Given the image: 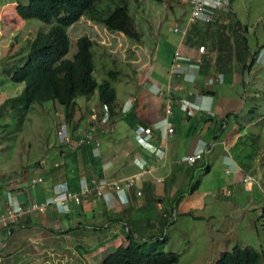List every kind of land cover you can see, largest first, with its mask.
Wrapping results in <instances>:
<instances>
[{
  "label": "rangeland",
  "instance_id": "rangeland-1",
  "mask_svg": "<svg viewBox=\"0 0 264 264\" xmlns=\"http://www.w3.org/2000/svg\"><path fill=\"white\" fill-rule=\"evenodd\" d=\"M18 2L26 4L28 0H0V109L5 98L18 95L24 86L12 82L3 70L21 66L25 61L19 59L21 53L18 51L24 48L26 39L38 32H46L50 27L37 19L20 18L15 11ZM108 5V1L102 0L97 8L105 14L110 10ZM189 6L185 0H130V14L138 32L136 38L110 31L87 16L67 28L69 51L65 58L71 59L77 51V39L87 36L93 41V78L101 82L109 79L110 69L118 72L113 82L117 94L115 114L111 115V123L116 129L114 133L102 132L105 136L102 138L99 132L100 139L112 138L117 134L118 126L126 124L124 115H120L122 105L128 100L136 103L138 93L137 101H150L155 106L161 102L164 110V100L159 95L153 96L155 99L148 98L145 90L150 88V83L156 82L166 91L171 58L175 50L181 48L179 42L190 44L197 51L200 43L210 44L214 39L215 34L210 37L206 27L201 26L208 24L200 21L190 26L192 30L188 34H182L181 28L189 24ZM232 10L234 13L227 15L231 17L235 32L232 35L227 29L225 31L231 45L213 44L219 59H223L226 51L231 52L226 63L228 69L217 71L209 79L205 76L204 84L199 82L198 90L204 97L211 100L212 96L207 95L209 92H213L215 99L218 97L217 114L210 119L201 117L199 123L194 122V128L191 126L192 130H189L190 125L177 122L174 140L170 142L171 152L175 155L169 157L174 159L186 154L193 136L204 139L208 151L202 160L204 166L209 164V171H204L201 165L194 168V173L189 175L192 183L189 181L186 188L176 181L177 191L172 195L171 189L164 188L165 182H157V178L163 176L160 166L168 159L157 161L156 169L149 172V180L155 189L153 193H149V187L142 188V184L137 188L144 194L137 200L145 199L147 194L154 197L160 193L169 217L163 223V229L135 234V240L142 249L179 254L178 262L174 264H213L221 252L235 246L259 254L264 252V0H232ZM195 24L200 25L196 33L193 32ZM236 36L242 42L241 57L235 56L239 53ZM204 51L207 55V49ZM207 59L204 57L202 63ZM196 89L192 91L196 92ZM192 94L193 97L196 93ZM191 96H188L189 100ZM76 101L72 125L66 122L62 106L52 101L31 105L20 130L16 129L15 118L9 111L0 114V179L8 190L23 184L28 187L31 178L41 176L45 179L50 173L54 174L51 178L58 180L55 183H64L66 173L75 174L81 180L101 172L99 166L83 165L80 150L71 147L89 125L90 115L101 110L102 104L98 102L96 92L88 98L78 97ZM179 109L180 117L183 112L191 115L180 106ZM192 113L193 117L198 113L201 115L198 109ZM126 128L128 137L130 130ZM119 132L122 134L121 129ZM232 159L242 169L254 173H244L248 181L243 182L240 178L237 184L230 182L231 177L225 173V160ZM227 170L230 174V167ZM105 176L115 178L108 173ZM193 182L198 185L191 190ZM63 183L57 184L56 193ZM34 191L29 190V193L35 197ZM51 193L49 191L47 195ZM2 196H6L5 190ZM80 198L81 204L73 202L68 214L55 208L44 213H27L24 216L27 222L20 220L10 235L0 237V264H102L108 253L127 242V217L121 215L124 204L109 207L93 192L81 194ZM149 203L146 213L155 210L156 201L153 199ZM1 231L7 234L6 230ZM161 237H166L165 243H157Z\"/></svg>",
  "mask_w": 264,
  "mask_h": 264
},
{
  "label": "trees",
  "instance_id": "trees-1",
  "mask_svg": "<svg viewBox=\"0 0 264 264\" xmlns=\"http://www.w3.org/2000/svg\"><path fill=\"white\" fill-rule=\"evenodd\" d=\"M101 1L28 0L26 4L21 2L16 4L15 11L20 18L37 19L50 24L46 32H38L34 37L26 39V45L18 51V54L21 53L19 59L25 61L21 66L17 65L12 70H3L12 82L23 83L24 85L18 95L5 98L1 104L2 109H0V114L6 111L11 113L15 118L17 130L22 128L31 105L36 103L42 105L48 101L60 104L66 122L72 125L77 106L76 99L78 97L88 98L95 92L98 102L105 105L111 115L115 114L117 94L113 82L116 80L118 72L110 69L108 71L109 79H104L101 82H97L93 78L95 69L93 41L87 36L79 37L77 39V51L71 59L65 58L69 51L67 28L82 16L101 22L110 31H118L128 36L138 37L134 17L130 14V0H106L109 4L108 10H110L105 14L100 13L97 8ZM154 1L160 2L162 0ZM218 17L205 24H213ZM187 32L188 28L184 35ZM223 68H226L225 65L220 66V69ZM201 71L206 72L200 66L199 75ZM176 80L178 79L174 78L172 81ZM196 85L197 81L195 87ZM172 106L176 108L177 105L173 103ZM82 150L84 163L98 166L99 161L93 157L89 147L83 146ZM75 176V174L66 173L68 190L71 192L80 191V179ZM197 183L192 184L191 189H194ZM28 202L25 201L22 204L25 205ZM24 216L26 214L22 218ZM125 226L127 242L120 244L108 253L103 258L102 264H174L178 262L179 254L175 252L142 249V246L135 240L134 228L128 223ZM13 228L10 229V234L13 232ZM165 241L166 237H161L157 243L162 244ZM213 264H264V252L259 254L235 246L232 250L221 252Z\"/></svg>",
  "mask_w": 264,
  "mask_h": 264
},
{
  "label": "crops",
  "instance_id": "crops-1",
  "mask_svg": "<svg viewBox=\"0 0 264 264\" xmlns=\"http://www.w3.org/2000/svg\"><path fill=\"white\" fill-rule=\"evenodd\" d=\"M185 2L188 4V0H185ZM231 8H232V2H231ZM232 12H233V10H232ZM227 14L228 13H225V12L221 13L219 15L217 21L211 25H209V24L208 25H201V26L206 27L205 30L208 32L210 37H211V34H215L214 39L211 40L210 44L209 43L204 44L205 49H207V55H205L206 51L200 53V51H198V49H197V51L194 50V46H190V44H187V43L183 44L182 42H179V45L181 46V48H179V49L182 50L180 52L183 55L190 56L193 59L198 58L200 61V64H201V69H202V65H203V69H204V71H206L204 73H202V71H201L200 72L201 74L200 75L198 74V77H197L198 81H197L196 87L192 88L191 86H188L189 90H194V88H197L195 90L196 92H193V93H198V94H195L193 97L191 96V94H188V96H191L190 100L195 101L196 105L203 106L206 109H209V111H205L206 109H203V111H200L201 115L199 113L195 114L198 117L197 116H194V117L191 116V115H193V113H191V115H188L187 113L183 112L184 113L183 117H180L181 112H180V109L178 107L179 106L178 97H182V96L187 97V95H186L187 92H185L186 93L185 95H184V92L177 93L176 96L174 97L175 99L173 102L177 106L175 108L174 106L171 105V109H173V111L171 110V113L167 117L168 124L173 127V133L171 134V136L164 137L163 136V129H164V120H165V116H166L165 115V104H164V110H162L161 102L159 103L158 106H155L153 104H150L149 103L150 101L149 102L145 101V103L140 101V100L137 101V97L139 96V93H138L136 96V103L135 102L133 103L134 105L129 111L123 112V105L124 104L122 105V109H121L122 114H120V115L121 116L124 115L122 117H123V121L126 124L123 126L122 125L118 126V130L116 132L117 134H114V136L112 138L99 140V145L96 147L97 154H95L96 151H94L95 145L92 143L91 144H85V145H82L79 148H77L80 150L79 157L81 158L83 165H86L84 163V159H83V150H82L83 146H88L90 151L92 152L93 157L97 158L99 161L98 166L101 168V172L100 171L97 172V174H95L94 176H88L86 178L87 180H90V178H93V177H96L97 179L106 178L108 180H121L125 177L133 175L138 171V162L136 161V159H139V161L144 160V161H147V163H149V164H153L154 165L153 170L149 171V172H152L156 169L155 163L157 161L165 162L168 159L165 162V164H163V166H160L163 168V176L158 177L157 182H165L166 187H164V188L171 189L170 191L172 192V195H174L175 192L177 191V189L175 187L176 181H178L179 185L182 184L184 187L186 186V188L188 187L189 181L192 183V177L191 176L189 177V175L194 173V168L197 169V167L199 168L201 165L202 168L204 169V171H209V169H210L209 164H205V166H204V161H203L204 158H203V160L201 159L202 161L197 162L198 164L195 163L193 166H188L187 164L185 165L184 162H181V159L183 156L180 158H177L178 156H175L176 159L175 158L170 159L169 156L172 157L173 155H175L173 152H171L173 147L171 146L170 142H171V139L174 140L173 138H174V134L176 132V125L175 124L177 122H183L187 125H190V128H189V130H190L191 126L193 127L195 121L197 123H199L201 121L200 120L201 117L203 119H207V118L210 119L211 117H213L217 114L216 108H217V105L219 103L218 97L215 99L213 92H209L207 95L212 96V99L209 100L208 97H204L201 93H199L198 89H199V86L201 84L199 82H202L204 84L203 81L205 79H209L210 76H212L214 73H217V71H219V72L227 71L226 70V68L228 67V65L226 64V63H228L227 58L230 57L231 52H229V50L226 51L224 53L223 59H219V54H218V52L215 53V50L213 47L214 42H217L218 45H222V46L231 45L230 36L227 33H230L233 35V33L235 32V28L232 27L233 24H232V22H230V20H231V17L229 16L230 14L229 15H227ZM190 26H189V28H190ZM199 26L200 25L195 24L193 27V32L196 33L199 30ZM189 28H188V32L192 30ZM226 29H227V33L225 32ZM237 30L241 31V29H239V27L237 28ZM188 32H187V34H188ZM182 37H184V36H182ZM232 41L235 44L234 37H233ZM200 44H203V43H200ZM179 45L177 47H179ZM236 46L239 48V53L236 52L235 56L241 57L240 51H242L241 50L242 49V42L238 37H237ZM204 57H207L208 59L206 60L205 63L204 62L202 63V59H204ZM216 60H217V64H216ZM218 65H219V67L216 68V66H218ZM222 65H225L226 68L220 69V66H222ZM205 76H206V78H205ZM208 81L212 82V80H208ZM177 82L180 83L181 79H178L175 81V83H177ZM205 84H206V82H205ZM149 85H155V86H158L160 89H162L159 85L156 84V82H152ZM149 85H148V87H149ZM207 87H208V85H207ZM145 93H146V95H148V98L151 97V99H155L154 97L157 96L156 94L153 93L151 88L148 90H145ZM131 100L135 101V99L133 97ZM174 109H176V110H174ZM189 116H191V117H189ZM197 118H198V120H196ZM93 121L94 120L90 121V119H89V121H88L89 125ZM140 126H143V127L148 126V127L152 128V135H151V139L149 141L152 145H154L156 147L159 144L163 145V148L165 150V157L163 159H157L156 160L154 158V156L147 149V146L140 144L135 139V137H134L135 131ZM114 127L116 129L115 124H114ZM125 127H127L126 129L130 130V135L128 134V137L125 135ZM115 129L112 131L113 133H114ZM119 129H121L122 134L119 132ZM112 132H110V133H112ZM102 137H105L104 133L101 134V138ZM200 142H205V141H204V139H201L200 137L193 136L191 146L189 147L186 154L190 153L194 149V147ZM72 149L76 150V148H72ZM127 149L129 152L126 151ZM75 155H77V157H78L77 153H75ZM76 161H77V159H76ZM228 163H230V166ZM225 165H226V170L229 167L231 169L230 174H228L226 172V170H225V173L229 177H231L230 182H232V184H237L239 182L240 178L243 181L245 174L253 173V172H249L248 170L242 169L241 165L238 164L234 159L225 160ZM86 166H89V165H86ZM102 169H103V173H102ZM149 172L144 173L142 178L136 182L135 186L132 187L131 189H129V191H127V197L129 196L128 203H125L123 205V204L118 203L115 199V202H116L115 206H117V204H120L121 206L123 205L121 207L122 208V212H121L122 214L121 215H123L122 217H124V216L127 217V223L130 226H132L134 228L135 233L139 234V235H141V233H145L146 230H152V229L155 230L157 228L163 229V223H165L166 218L169 217V210H168V208H165L163 206V196L160 193L158 195L154 194L155 195L154 197H152L151 194H147L145 199L137 200L138 198H141L144 196L143 192L141 191L142 192L141 193L140 189H137L138 186H140L141 184H142L141 185L142 188L145 186L146 188L149 187L151 189L149 193H153V191L155 190L153 185H152V181L149 180V176L151 175ZM106 173H108L109 175L111 174L115 178H108L107 176H105ZM1 174L2 173H0V175ZM52 175H54V174H52ZM52 175H51V173L47 175L50 177V180H48L47 176L44 175V176H46V178L43 179L42 185H38L37 188H35V191H34V193L36 195L35 197L29 193V190H34V189H30L29 187H24V184H23L20 188H16L15 190H8V188H6V186L3 185L4 184L3 180L0 179V213L5 209L4 207L6 206V203H7L6 201H7L8 192H12L14 195H16L18 200L21 203H24L25 201L28 202L29 200H30L29 202H31V201H43L45 199H48V198L56 195L55 191H56L57 184L59 185L60 183H63V182L59 181L58 183H55L58 180H56V177L51 178ZM28 183H29V181H28ZM66 183H67V181H64L63 185L61 186L62 189L64 188V185L67 186V189H68V185ZM194 183H196V182H193V184ZM197 185H198V183H197ZM197 185H196V187H197ZM3 190L6 191V196L4 198L2 196ZM162 190H163V185H162ZM248 190H250V189H248ZM49 191L52 192L51 195H47ZM138 191L140 192L139 195L137 194ZM138 196H140V197H138ZM153 199L156 201L155 210L152 211V213H146L145 210L150 208L149 202ZM130 200H131V202H130ZM103 202H105L107 204V206L109 205L108 201L103 200ZM115 206L109 205V207H115ZM53 208H55V207H53ZM134 211H137L139 213H135ZM20 220H24L25 222H27V219L25 217L23 219L21 217ZM19 221H18V223H19ZM13 227H15V226H13ZM6 235L7 236L10 235V233L5 234V232H2L0 230V237L5 238ZM1 243L2 242L0 241V246H1ZM7 254H9V253H7ZM10 254H12V253H10ZM0 257H1V255H0Z\"/></svg>",
  "mask_w": 264,
  "mask_h": 264
},
{
  "label": "built area",
  "instance_id": "built-area-1",
  "mask_svg": "<svg viewBox=\"0 0 264 264\" xmlns=\"http://www.w3.org/2000/svg\"><path fill=\"white\" fill-rule=\"evenodd\" d=\"M231 0H188L189 3V24L186 27L181 28V32L184 35L187 28L195 22L208 23L212 22L217 18L221 13H230L232 12ZM205 46L200 45L198 51L204 52ZM195 60V61H194ZM200 69V61L198 58H191L190 56H185L180 52V49H176L173 57L171 58L170 68L168 71V83L166 91L160 89L158 86L150 85L151 90L154 94L159 95L161 100H164L165 104V120H164V129L163 136H171L173 133V127L168 124L167 117L171 113V105L174 102V97L177 93L184 92V95L187 92V97L182 96L178 97L179 106L182 110L192 113L193 110L206 109L203 106L196 105L195 101H191L188 98V94H192L193 91L188 89L189 85L195 87V82L197 75ZM174 78L181 79L180 83H175L172 81ZM187 87V88H186ZM149 88V89H150ZM165 91V93H163ZM133 103L128 100L123 105V112L129 111L133 107ZM205 111H209L206 109ZM94 120L78 137L72 146V148H79L85 144H94L96 147L99 145V132L110 131L112 132L115 127L111 123V114L109 109L102 104L101 110L93 111L90 115V121ZM152 135L151 127L140 126L135 131V139L142 145L147 146L149 152L157 159H163L165 157V150L163 145L159 144L156 146L150 143ZM208 151V145L206 142L198 143L194 149L184 155L181 159V162L186 163L188 166H193L195 163L203 159L205 153ZM97 154V151L95 152ZM138 162V171L125 177L121 180H108L106 178L97 179L96 177L86 178L80 180V191L71 192L67 189V186L64 185V188L61 189L48 199L43 201H31L23 205L12 192L7 194V205L5 209L0 213V230H6L9 233L10 229L15 226L20 218L32 212L44 213L48 209H52L54 206L56 210L60 213H67L70 211V205L74 202L75 204H81V194H88L93 192L98 198L108 201L109 205L113 206L115 199L118 198L121 204L128 202L129 196L127 197V191L135 186L136 182L139 181L144 173L153 170L154 165L147 163V161L136 159ZM229 173V170H227ZM249 178L245 176L243 181H248ZM43 182L41 176H35L29 180L28 187L30 189L37 188L40 183ZM14 192V191H13ZM139 195L140 192L138 191Z\"/></svg>",
  "mask_w": 264,
  "mask_h": 264
},
{
  "label": "clouds",
  "instance_id": "clouds-1",
  "mask_svg": "<svg viewBox=\"0 0 264 264\" xmlns=\"http://www.w3.org/2000/svg\"><path fill=\"white\" fill-rule=\"evenodd\" d=\"M198 76V75H197ZM196 94H198V93H196ZM116 201L118 202V203H120V200L118 199V198H116ZM115 204H116V202H114V205L113 206H115ZM121 204V203H120Z\"/></svg>",
  "mask_w": 264,
  "mask_h": 264
}]
</instances>
